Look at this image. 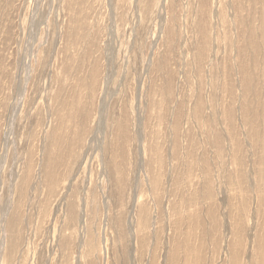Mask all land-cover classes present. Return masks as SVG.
<instances>
[{
    "label": "rangeland",
    "instance_id": "374dc122",
    "mask_svg": "<svg viewBox=\"0 0 264 264\" xmlns=\"http://www.w3.org/2000/svg\"><path fill=\"white\" fill-rule=\"evenodd\" d=\"M0 264H264V0H0Z\"/></svg>",
    "mask_w": 264,
    "mask_h": 264
}]
</instances>
